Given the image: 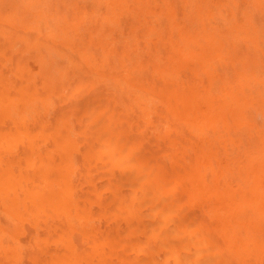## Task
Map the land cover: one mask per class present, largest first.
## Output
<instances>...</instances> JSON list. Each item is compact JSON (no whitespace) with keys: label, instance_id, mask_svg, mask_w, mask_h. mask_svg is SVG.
Masks as SVG:
<instances>
[{"label":"bare ground","instance_id":"bare-ground-1","mask_svg":"<svg viewBox=\"0 0 264 264\" xmlns=\"http://www.w3.org/2000/svg\"><path fill=\"white\" fill-rule=\"evenodd\" d=\"M161 1L0 0V264H264L259 36Z\"/></svg>","mask_w":264,"mask_h":264},{"label":"rangeland","instance_id":"rangeland-1","mask_svg":"<svg viewBox=\"0 0 264 264\" xmlns=\"http://www.w3.org/2000/svg\"><path fill=\"white\" fill-rule=\"evenodd\" d=\"M142 0H131V3L136 7L137 3ZM151 3L146 5H152ZM175 6L173 10L167 8L158 9L156 12L160 17H167L175 15L176 17L190 16V17H205L213 18L212 24L217 25L222 22L226 23L222 30H248L256 37L259 36V42L264 49V0H199L201 7H198L192 2L189 4L183 2V0H171ZM158 4L155 7H166L165 4H161V0H157ZM144 4V3H142ZM152 15V11L149 6H146L144 10L138 11L134 9L132 16L134 17H148ZM254 48V47H253ZM256 119L259 122H264V119L260 113L254 112Z\"/></svg>","mask_w":264,"mask_h":264}]
</instances>
